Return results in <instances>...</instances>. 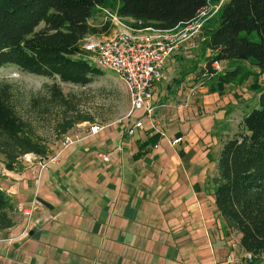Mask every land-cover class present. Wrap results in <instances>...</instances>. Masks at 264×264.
<instances>
[{"label":"crops","instance_id":"0c3cea01","mask_svg":"<svg viewBox=\"0 0 264 264\" xmlns=\"http://www.w3.org/2000/svg\"><path fill=\"white\" fill-rule=\"evenodd\" d=\"M181 50L169 63L183 58ZM191 75L176 77L164 94L157 89L153 123L137 111L93 136L80 123L64 134L77 131L78 139L48 156L46 170L38 162L6 170L0 190L21 216L0 237V264H231L240 237L225 236L209 181L232 101L205 83L186 106L203 80ZM34 201L28 218L22 210Z\"/></svg>","mask_w":264,"mask_h":264},{"label":"trees","instance_id":"16d2710c","mask_svg":"<svg viewBox=\"0 0 264 264\" xmlns=\"http://www.w3.org/2000/svg\"><path fill=\"white\" fill-rule=\"evenodd\" d=\"M221 0H0V68L15 66L29 74L60 79L85 87L105 74L83 59L81 43L98 33L90 21L98 7L111 9L122 20L137 28L172 30L194 20L209 4ZM117 7V8H116ZM108 25L105 27L108 28ZM207 66L199 79L214 78L211 92H225L226 85H242L254 72L240 67L223 74L213 63L248 62L264 73V0H225L219 24L208 34ZM206 57V56H204ZM198 66H195L196 71ZM245 69V68H244ZM189 72H186L188 75ZM185 76V75H184ZM207 79V80H208ZM51 101L66 103L61 88L54 84ZM92 118L78 116L59 123L62 134ZM242 131L224 142L217 158L213 186L217 213L225 223V236L238 235L239 248L251 259L245 264L264 261V88L258 107L247 113ZM31 125L16 111L13 87L0 84V156L8 170H14L26 154L47 158L52 151L33 135ZM153 136L148 143H155ZM144 148L143 146H141ZM17 209L12 197L0 190V232L15 225Z\"/></svg>","mask_w":264,"mask_h":264},{"label":"rangeland","instance_id":"374dc122","mask_svg":"<svg viewBox=\"0 0 264 264\" xmlns=\"http://www.w3.org/2000/svg\"><path fill=\"white\" fill-rule=\"evenodd\" d=\"M212 5H215L213 12L204 20L202 28L199 31V37L194 39L193 44L195 46L191 47L189 43L183 45L180 51V55L183 58L172 61L169 65L167 64L165 74L168 77V81L165 84L160 83L157 85V89L162 86L163 94L165 93L166 86L172 83L182 73L185 75L184 77L187 76L186 72H189V74L192 73L191 77H203L204 74L198 75V77L197 73L207 66L206 58L211 55V51L207 49L206 45L208 34L219 24V16L221 13V7L218 3ZM108 10L116 14L111 9ZM123 21L131 25V20ZM108 23L109 26L105 29ZM90 25L100 31L96 34H90L87 37L96 39L111 37L117 30L114 23L102 11L97 13L90 21ZM82 58L100 68L87 54ZM219 64L222 68L220 74H223L229 68L234 69L240 65L245 68L240 67L242 71L248 70V72H254L253 76L246 79L242 85H236V82H234L233 85L225 86V92H228V94L226 93L227 95L224 97L232 101L230 104H234L233 106L230 104L226 105L231 125L229 126V131H227L228 134L223 136V139L227 141L242 131L241 123L244 116L250 113L255 107H258L259 92L264 88V73L248 62H242V64L240 62H234L233 64L219 62ZM196 65L198 66L197 73L194 71ZM104 72L105 74L97 78L93 83L82 87L70 83H63L60 79H51L29 74L15 66H5L0 68V84H10L13 87V103L16 111L31 125L30 129L33 135L48 146L51 151L53 149V153L59 151L62 147L63 134L58 126L66 118L73 119L78 116H85L92 118V120L86 121L90 124L96 122L100 125H105L118 123L129 113L131 98L124 81L112 71L104 70ZM205 79L206 86L214 81V78L210 80L205 77ZM54 84H57L61 88L66 103L51 101L50 87ZM223 102L226 104L227 99ZM81 124H84V122ZM86 126L89 127V124ZM70 133L75 135L78 132L71 131ZM33 155L35 154H26L19 157L15 164L16 171H22L24 168L29 167L32 168L34 167V163H39ZM6 170H8L6 167V159L4 156H0V187L6 178L4 175L7 173ZM17 216H21V213H17ZM3 235L4 233L0 232V237ZM235 237L238 240V235L233 236V238ZM243 258L246 259V254L241 252L239 244H232V250L230 256L227 258V262H231V264H245L242 261ZM261 264H264V261Z\"/></svg>","mask_w":264,"mask_h":264},{"label":"built area","instance_id":"2783aa9c","mask_svg":"<svg viewBox=\"0 0 264 264\" xmlns=\"http://www.w3.org/2000/svg\"><path fill=\"white\" fill-rule=\"evenodd\" d=\"M225 0L218 4L220 7ZM215 5L209 4L208 7L199 12L198 16L183 26H177L172 30H161L153 27L137 28L124 22L117 14L110 12L107 8L98 7L99 11L104 12L117 28L115 34L104 39L87 37L81 43L82 51L91 58L101 69L109 70L117 74L125 83L131 98V107L128 117L137 111H143L144 116L152 123L156 111L155 95L157 85L167 80L165 69L171 57L183 45L191 44L194 46V39L199 37L204 20L213 12ZM215 72H221L219 62L213 63ZM204 86L201 81L196 87L192 88L186 106L191 97ZM90 135H97L102 131L98 123H88ZM143 121L135 123L133 128L127 130L129 136H134L135 129L143 127ZM78 139L76 135H64L62 147L66 148L75 143ZM182 138H176L172 143L178 145ZM35 160L39 161L41 170H46L49 162L46 158L36 155ZM105 162H109V156L103 157ZM52 159V161H54ZM36 208L35 201L22 210L23 215L30 218ZM247 259H251V254H246Z\"/></svg>","mask_w":264,"mask_h":264}]
</instances>
